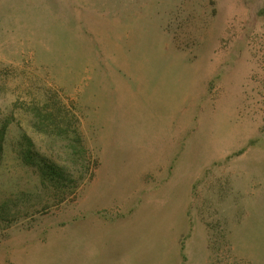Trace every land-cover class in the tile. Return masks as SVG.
<instances>
[{
	"label": "rangeland",
	"instance_id": "rangeland-1",
	"mask_svg": "<svg viewBox=\"0 0 264 264\" xmlns=\"http://www.w3.org/2000/svg\"><path fill=\"white\" fill-rule=\"evenodd\" d=\"M0 264H264V0H0Z\"/></svg>",
	"mask_w": 264,
	"mask_h": 264
},
{
	"label": "trees",
	"instance_id": "trees-1",
	"mask_svg": "<svg viewBox=\"0 0 264 264\" xmlns=\"http://www.w3.org/2000/svg\"><path fill=\"white\" fill-rule=\"evenodd\" d=\"M77 132V134H79L80 135V133L78 132V131H75V133ZM80 137V136H79ZM82 140V139H81ZM83 148H86L84 145H83ZM54 167L56 168V170L58 171V166L57 165H54ZM60 170H61V173L60 174H62L63 175V168L61 169L60 168ZM63 178V177H62Z\"/></svg>",
	"mask_w": 264,
	"mask_h": 264
}]
</instances>
